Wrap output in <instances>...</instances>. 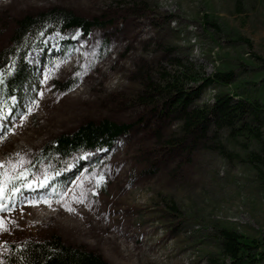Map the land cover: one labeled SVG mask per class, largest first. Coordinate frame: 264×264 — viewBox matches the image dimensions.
Instances as JSON below:
<instances>
[{"label": "rangeland", "instance_id": "374dc122", "mask_svg": "<svg viewBox=\"0 0 264 264\" xmlns=\"http://www.w3.org/2000/svg\"><path fill=\"white\" fill-rule=\"evenodd\" d=\"M54 6L113 23L88 35L54 32L26 53L30 84L22 99H12L18 112L0 120V183L8 196L0 195V245L55 234L111 264H230L220 247L222 229L264 244V176L250 162L259 144L228 129L216 136L212 128L209 136L223 152L196 146L193 137L169 146L180 138L181 124L139 101L136 72L146 63L157 79L162 69L178 70L175 59L200 76L232 70L233 87H206L197 104L231 89L264 101V0H0V48L9 39L4 30L18 18ZM57 34L61 39L45 43ZM31 51L39 53L34 63ZM75 70L78 85L62 93L59 83ZM103 119L133 128L111 149L41 165L36 176L64 180L55 196L25 193L30 152Z\"/></svg>", "mask_w": 264, "mask_h": 264}, {"label": "trees", "instance_id": "16d2710c", "mask_svg": "<svg viewBox=\"0 0 264 264\" xmlns=\"http://www.w3.org/2000/svg\"><path fill=\"white\" fill-rule=\"evenodd\" d=\"M204 27H209L207 16ZM113 19L82 17L63 7H51L43 11L18 18L9 33L8 43L0 48V117L6 113H16L17 106L11 104L12 97L22 99L30 84V74L25 64L26 53L31 48L42 46L44 38L54 32H67L80 29L88 35L94 29L111 25ZM213 30L217 32L214 25ZM241 41L250 45L248 39ZM178 70L168 72L162 69L159 78L146 63L139 65L136 72L137 83L142 85L139 101L151 105L159 115H169L180 122V138L171 139L169 146L175 147L193 137L194 145L212 147L223 152V146L209 134L215 128L237 131L238 136L250 137L260 146V151L250 154L260 176L264 174L259 165L264 166V101L252 95L239 94L235 89L218 92L211 104H197L206 87L218 84L233 87L236 74L232 70L216 71L211 76L198 75L192 66L184 65L178 59ZM141 69V70H140ZM140 70V71H139ZM78 71L59 83L62 93L73 90L78 85ZM190 82L199 83L191 87ZM133 124L118 123L109 119L90 121L75 131L62 133L48 140L44 145L30 152L26 158L24 178L29 180L39 172L41 165L50 161L67 163L75 154L102 149H111L116 141L128 134ZM215 136V137H216ZM216 141V142H215ZM97 161V160H96ZM264 180V177H263ZM64 180H57L58 189L64 188ZM14 183L10 180L9 185ZM7 195V192H4ZM172 212L177 208L171 206ZM223 256L230 264H261L264 262V244L248 239L235 231L222 229L219 233ZM0 264H111L102 255L86 246H73L64 242L58 235L29 234L15 243L3 242L0 245Z\"/></svg>", "mask_w": 264, "mask_h": 264}, {"label": "bare ground", "instance_id": "6f19581e", "mask_svg": "<svg viewBox=\"0 0 264 264\" xmlns=\"http://www.w3.org/2000/svg\"><path fill=\"white\" fill-rule=\"evenodd\" d=\"M60 37H61V36H60L59 34H57V35H56L54 38H52L51 40H45V43H46V44H51V45H52V44H54L55 42H57L56 40L61 39ZM38 57H39V53H38V52H36V51H31L30 54H29V56H28V59H29V61H31V63H34L33 60L38 59ZM46 211H47V210H45L44 213L40 215V218H41V217H44V215H47ZM48 216H49V215H48ZM45 218H46V217H45Z\"/></svg>", "mask_w": 264, "mask_h": 264}, {"label": "snow or ice", "instance_id": "6c2138e0", "mask_svg": "<svg viewBox=\"0 0 264 264\" xmlns=\"http://www.w3.org/2000/svg\"><path fill=\"white\" fill-rule=\"evenodd\" d=\"M4 186L5 185L3 183H0V195L3 194V188H4ZM25 186H30V185H25ZM11 191H13V192H16L17 191V188L15 187V185L12 186ZM74 199H76L77 202H82L79 197H74ZM29 203H34V202L29 201ZM3 207H4V205L3 204H0V208H3ZM73 210L74 209L69 208V211H73ZM0 220H2V218H0ZM0 229H3V224L2 223H0Z\"/></svg>", "mask_w": 264, "mask_h": 264}]
</instances>
